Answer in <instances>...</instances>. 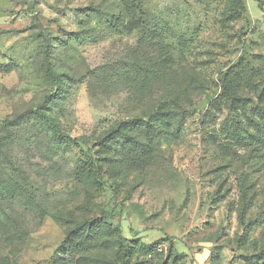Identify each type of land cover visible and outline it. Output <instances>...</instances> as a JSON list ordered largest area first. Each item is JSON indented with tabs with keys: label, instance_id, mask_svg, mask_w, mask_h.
<instances>
[{
	"label": "rangeland",
	"instance_id": "rangeland-1",
	"mask_svg": "<svg viewBox=\"0 0 264 264\" xmlns=\"http://www.w3.org/2000/svg\"><path fill=\"white\" fill-rule=\"evenodd\" d=\"M46 43L74 79L61 130L144 119L141 148L22 116L53 89ZM0 264H264V0H0Z\"/></svg>",
	"mask_w": 264,
	"mask_h": 264
},
{
	"label": "trees",
	"instance_id": "trees-1",
	"mask_svg": "<svg viewBox=\"0 0 264 264\" xmlns=\"http://www.w3.org/2000/svg\"><path fill=\"white\" fill-rule=\"evenodd\" d=\"M142 29H144V26L142 27ZM163 65L164 64L161 63L160 67L165 69L166 67H163ZM42 68L44 76L50 82V85L53 87V89L49 90L45 94L41 102L34 109L26 111L22 116H30L34 120L40 122L46 128L51 137V140L55 144L72 146L77 145L81 142L91 149H96L108 145L110 141L124 140L127 141L128 145L135 149H139L142 147L143 144L140 136L134 134L133 131H136L138 128H145L144 126L146 122L144 121V119H142L140 122L133 120L121 122L119 125H114L110 127L109 137H107L106 139H102L101 137H99L91 144L89 143L87 136L72 138L67 133L62 131L57 118L49 111V103L54 99H59L61 96L64 97L65 94H67L69 88L72 86L74 79L68 73L60 72L55 68L53 64L52 54L49 51L48 43H46L43 49ZM158 68L159 67H157V64L154 62L150 63V65L144 70H140L139 67H135L133 73L136 77L141 79L137 85L138 88L135 87L131 89V94L134 98L139 100L142 99L145 94L144 90L148 79L156 76L157 72L159 71ZM9 122L10 121L7 119L3 124L4 128L7 130L10 129V125H8ZM100 173V164L98 163V160L91 155L84 159H81L76 168V178L85 188L88 186H98V184L102 181ZM121 246L123 247L121 251L122 254H128L129 250L131 249L129 245L122 243Z\"/></svg>",
	"mask_w": 264,
	"mask_h": 264
}]
</instances>
